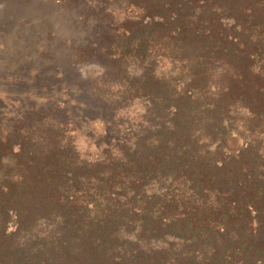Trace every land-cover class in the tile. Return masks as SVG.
I'll list each match as a JSON object with an SVG mask.
<instances>
[{
	"label": "trees",
	"instance_id": "trees-1",
	"mask_svg": "<svg viewBox=\"0 0 264 264\" xmlns=\"http://www.w3.org/2000/svg\"><path fill=\"white\" fill-rule=\"evenodd\" d=\"M91 11L97 152L53 108L0 122V264H264V0Z\"/></svg>",
	"mask_w": 264,
	"mask_h": 264
},
{
	"label": "rangeland",
	"instance_id": "rangeland-1",
	"mask_svg": "<svg viewBox=\"0 0 264 264\" xmlns=\"http://www.w3.org/2000/svg\"><path fill=\"white\" fill-rule=\"evenodd\" d=\"M100 1L70 0L69 6H62L57 0H0V122L4 126H26L30 117L53 108L78 122L83 132L76 136L79 149L94 157L101 125L94 121L99 114L95 107L100 110V106L91 91L106 67L96 60L77 61L76 50L86 48L105 29L95 16L96 20L85 21ZM73 44L78 47L72 48Z\"/></svg>",
	"mask_w": 264,
	"mask_h": 264
}]
</instances>
